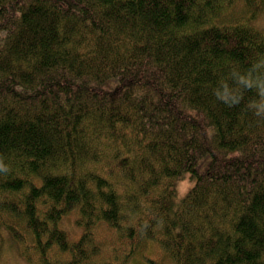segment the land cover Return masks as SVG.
I'll use <instances>...</instances> for the list:
<instances>
[{"label":"trees","instance_id":"trees-1","mask_svg":"<svg viewBox=\"0 0 264 264\" xmlns=\"http://www.w3.org/2000/svg\"><path fill=\"white\" fill-rule=\"evenodd\" d=\"M263 13L0 0V258L264 264Z\"/></svg>","mask_w":264,"mask_h":264},{"label":"rangeland","instance_id":"rangeland-1","mask_svg":"<svg viewBox=\"0 0 264 264\" xmlns=\"http://www.w3.org/2000/svg\"><path fill=\"white\" fill-rule=\"evenodd\" d=\"M257 24L264 28V13L259 17ZM195 183V179L189 176L187 173L184 177L177 181L176 183V191L178 200L183 198L187 192L192 188ZM64 226L71 233L73 239H77L80 235V229L75 225L73 217L70 216L64 221ZM12 244V243H11ZM3 254L0 258V264H29L24 261L17 253L15 245H10L7 243L5 249L3 250ZM128 264H150L146 260L136 257L129 261Z\"/></svg>","mask_w":264,"mask_h":264},{"label":"clouds","instance_id":"clouds-1","mask_svg":"<svg viewBox=\"0 0 264 264\" xmlns=\"http://www.w3.org/2000/svg\"><path fill=\"white\" fill-rule=\"evenodd\" d=\"M217 96L219 97V94L217 92ZM220 99H223L222 97H219ZM261 113L257 112V115H260Z\"/></svg>","mask_w":264,"mask_h":264}]
</instances>
